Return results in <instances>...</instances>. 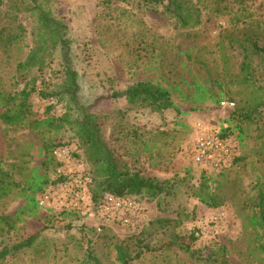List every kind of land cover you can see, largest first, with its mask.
I'll return each instance as SVG.
<instances>
[{"label":"rangeland","instance_id":"rangeland-1","mask_svg":"<svg viewBox=\"0 0 264 264\" xmlns=\"http://www.w3.org/2000/svg\"><path fill=\"white\" fill-rule=\"evenodd\" d=\"M187 2L199 21L181 27L161 5L141 0H3L0 100L12 95L18 102L22 89L30 95L21 120H0V175L10 182L0 196V250L39 233L30 247L10 250L0 264H121L117 247L130 255L128 264H220L223 256L228 264H264L257 245L261 231L249 219L256 186L264 182V0ZM42 14L66 27L78 104L103 115L102 132L114 152L130 171L175 180L159 200L137 196L146 206L142 228L98 229L91 183L82 194L66 180L53 182L56 167L44 146L61 141L75 148L76 135L73 124H34L72 106L62 93L61 50L48 39ZM36 49V64L17 72V64ZM137 81L165 88L175 109L156 111L110 97ZM229 99L242 108L260 101L253 121L228 120L233 110L218 104ZM6 108L0 103V113ZM70 113L71 122L79 118L73 107ZM197 121L225 124L239 148L236 161L202 178L183 152ZM72 160L91 177L81 156ZM201 186L220 205L201 200ZM44 191L51 198L41 206ZM219 212L222 224L205 239L196 238V251L173 243V233L189 234Z\"/></svg>","mask_w":264,"mask_h":264},{"label":"trees","instance_id":"trees-1","mask_svg":"<svg viewBox=\"0 0 264 264\" xmlns=\"http://www.w3.org/2000/svg\"><path fill=\"white\" fill-rule=\"evenodd\" d=\"M146 6L161 5L163 10L171 15L173 19L178 22L181 27H186L192 22H198V10L192 5H189L187 0H141ZM165 1V2H164ZM3 0H0V6ZM40 21L42 26L45 28V33L49 34L48 39L51 40L52 44H58L61 50L62 62H63V72L65 74V79L63 82V91L69 104L68 109L65 108L63 114L57 117H42L34 122L35 126H47V127H57L63 124H73L74 131L76 135L75 140V150L73 151L74 157L82 158V161L89 169L91 174V197L93 200V205L95 209L99 204L101 198L104 194H112L118 197H131L136 200L138 195H145L150 199L159 200L161 196H164L172 191L175 180L169 179H158L152 176H145L140 174L138 171H130L126 164L121 160L120 156L114 152L107 141L104 138L102 128L104 124L103 115L95 114L90 111L87 106H82L78 104L77 93L79 90L77 72L72 67L71 58L69 56V39L65 37L64 33L66 27L45 14L40 16ZM256 45V44H254ZM40 49V48H39ZM38 54V49L32 50L27 57L17 64V72H21L26 68L31 67L36 64V55ZM244 65V64H243ZM247 69V65H244ZM21 99L16 101L17 96L9 95L7 97L1 98L0 103L3 107L7 108L0 113V120L3 124L11 125L17 123L26 114L28 107L26 100L30 95V89H22L19 92ZM56 94H46L45 97L52 99L56 97ZM111 98L124 97L129 106H141L148 107L151 110L162 111L168 109H175V106L170 98L169 92L156 84L150 83L148 81H137L129 85L122 92H113L110 96ZM229 101H232L229 99ZM234 102V101H232ZM12 104L13 110L9 106ZM258 101L251 108L237 106L234 102L233 111L228 114L229 118H234L241 123L253 121L255 112L259 105ZM50 105V104H48ZM73 107L78 113L79 118H76L71 122L70 109ZM51 106L48 107L50 109ZM237 122V123H238ZM240 125V124H239ZM242 126V124H241ZM224 135L234 139L230 135V129L227 126L224 130ZM65 142H54L50 144H45L46 153L50 152L49 161L52 163V168L55 169L57 162L53 156V149L59 145H64ZM239 155L234 159L236 161ZM233 161V162H234ZM47 166V165H46ZM203 172L199 174V178L204 177ZM3 175H0V196L2 193H6L9 188L10 182H5L2 179ZM64 182V178H55L53 182ZM202 186L198 188L197 195L203 201L209 202V205L216 207L220 205V202L209 194H205L202 190ZM257 194L256 197L251 200L253 207L252 215L250 216V224L256 230L261 231L259 234V239H257L258 250L264 254V182H259L256 186ZM139 201V200H138ZM141 202V201H140ZM208 203V202H207ZM170 222L169 220H166ZM39 232L29 234L19 240L16 244L10 248L4 247L0 250V259L5 258V256L10 252V250L19 251L21 249L30 247L38 237ZM188 238L187 242L183 240ZM173 243L180 247L186 252L196 251L192 247V244L196 238L191 234L185 233H173ZM117 258L121 264H128L130 255L123 252L120 247L116 248ZM224 250V247L221 248ZM220 264H228L225 257H221Z\"/></svg>","mask_w":264,"mask_h":264},{"label":"built area","instance_id":"built-area-1","mask_svg":"<svg viewBox=\"0 0 264 264\" xmlns=\"http://www.w3.org/2000/svg\"><path fill=\"white\" fill-rule=\"evenodd\" d=\"M218 105L220 109L227 112L233 110L235 106L234 102L229 100H221ZM226 127L225 124L207 125L201 121L194 123V134L183 152L200 172L219 173L239 155L237 143L224 135L222 129ZM74 149L67 145H59L53 149V156L57 162L56 174L58 178H64L72 183L82 194H88L91 177L81 163L72 160ZM50 198V192L44 191L38 198L39 205L48 204ZM145 213L144 203L131 197H118L107 193L103 195L92 214L96 215L98 229L100 226H117L135 230L139 226L142 228L140 223ZM223 217L224 214L219 212L207 222L197 224L190 233L195 238L205 239L217 231Z\"/></svg>","mask_w":264,"mask_h":264}]
</instances>
